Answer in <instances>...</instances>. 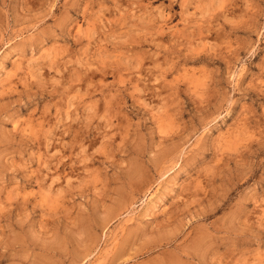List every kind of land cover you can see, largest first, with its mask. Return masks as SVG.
<instances>
[{
	"label": "rangeland",
	"instance_id": "1",
	"mask_svg": "<svg viewBox=\"0 0 264 264\" xmlns=\"http://www.w3.org/2000/svg\"><path fill=\"white\" fill-rule=\"evenodd\" d=\"M0 264H264V0H0Z\"/></svg>",
	"mask_w": 264,
	"mask_h": 264
}]
</instances>
